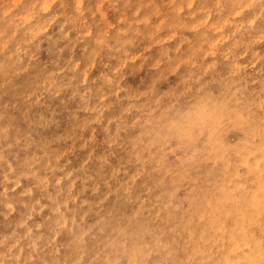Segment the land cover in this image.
Returning <instances> with one entry per match:
<instances>
[{
	"label": "rangeland",
	"instance_id": "obj_1",
	"mask_svg": "<svg viewBox=\"0 0 264 264\" xmlns=\"http://www.w3.org/2000/svg\"><path fill=\"white\" fill-rule=\"evenodd\" d=\"M0 264H264V0H0Z\"/></svg>",
	"mask_w": 264,
	"mask_h": 264
}]
</instances>
